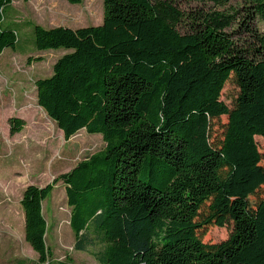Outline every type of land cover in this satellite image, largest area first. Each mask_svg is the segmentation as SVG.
Here are the masks:
<instances>
[{
    "label": "trees",
    "instance_id": "1",
    "mask_svg": "<svg viewBox=\"0 0 264 264\" xmlns=\"http://www.w3.org/2000/svg\"><path fill=\"white\" fill-rule=\"evenodd\" d=\"M13 1L0 0V55L20 39ZM201 1L214 9L104 0L101 24L26 22L39 50H71L36 80L38 104L66 139L85 129L106 142L52 182L23 191L26 240L42 262L51 254L43 201L63 181L74 248L101 264H264V153L256 140L264 137V30L247 26L252 39L241 46L240 9L219 8L231 0ZM243 10L264 20V0ZM230 78L240 88L233 107L221 99ZM223 115L216 135L213 121ZM9 123L15 134L25 120ZM229 223L220 242L199 234Z\"/></svg>",
    "mask_w": 264,
    "mask_h": 264
},
{
    "label": "rangeland",
    "instance_id": "2",
    "mask_svg": "<svg viewBox=\"0 0 264 264\" xmlns=\"http://www.w3.org/2000/svg\"><path fill=\"white\" fill-rule=\"evenodd\" d=\"M185 13L214 5L201 0H173ZM248 0H231L220 9H240L235 23L234 37L240 45L251 42L247 26L264 30V20L246 18L244 5ZM10 20L18 22L22 29L16 49L6 48L0 55V208L15 207L21 210V197L30 184L45 186L61 173L68 172L78 162L104 149L106 142L100 133H88L85 129L69 139L58 124L38 104L36 80L52 75L54 63L66 48L39 50L34 44L33 27L27 21L44 27L69 26L73 28L97 25L103 22L104 0H83L70 3L68 0H14L10 6ZM246 26V27H245ZM181 30L185 31L184 25ZM40 58V59H39ZM240 88L230 78L221 99L233 107ZM25 120L22 131L11 134L9 119ZM228 116L214 119L216 135L223 132ZM259 149L264 153V137L256 136ZM49 219L48 243L59 257L71 256L81 264H96L88 252L74 249L75 233L70 227L71 207L66 188L59 181L45 201ZM2 220H0L1 222ZM3 227H0L2 231ZM233 224L211 225L199 234L204 242H220L229 237ZM26 256H35L30 250Z\"/></svg>",
    "mask_w": 264,
    "mask_h": 264
},
{
    "label": "crops",
    "instance_id": "3",
    "mask_svg": "<svg viewBox=\"0 0 264 264\" xmlns=\"http://www.w3.org/2000/svg\"><path fill=\"white\" fill-rule=\"evenodd\" d=\"M46 200L47 199L43 201V213L49 224V219L45 212ZM0 220H2L0 222V227H3L2 231H0V264H81L71 256L64 258L57 256L53 252L51 245L48 243V232L46 233V241L51 249V254L47 257L45 262H42L39 253L35 251L31 244L26 240L25 212L22 205L20 211L15 207L0 208ZM70 230H72V228ZM30 250L35 253L34 257L26 256L25 252ZM90 255L94 258L96 264H101L91 253Z\"/></svg>",
    "mask_w": 264,
    "mask_h": 264
}]
</instances>
